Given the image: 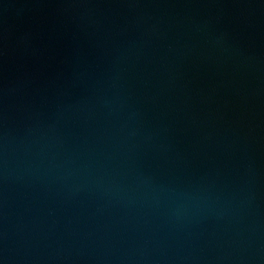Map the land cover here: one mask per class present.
<instances>
[{
    "label": "water",
    "instance_id": "obj_1",
    "mask_svg": "<svg viewBox=\"0 0 264 264\" xmlns=\"http://www.w3.org/2000/svg\"><path fill=\"white\" fill-rule=\"evenodd\" d=\"M0 264H264V0H0Z\"/></svg>",
    "mask_w": 264,
    "mask_h": 264
}]
</instances>
